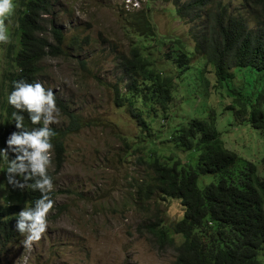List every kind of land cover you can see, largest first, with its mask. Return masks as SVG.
<instances>
[{
	"label": "rangeland",
	"instance_id": "rangeland-1",
	"mask_svg": "<svg viewBox=\"0 0 264 264\" xmlns=\"http://www.w3.org/2000/svg\"><path fill=\"white\" fill-rule=\"evenodd\" d=\"M52 2L53 16L47 19L62 29L64 42L62 54L41 63L39 81L62 102L56 101L60 116L49 127H69L66 110L78 117L81 127L66 135L65 161L58 172L52 155L49 172L54 174L53 191L59 193L47 218V231L31 250L23 247L25 237L20 235L0 255V264H175V246H161L148 226L161 220L181 244L183 239L173 234L172 227L182 219L183 206L179 200L158 195L150 200L140 198L141 185L150 179L148 167L140 160L146 159L145 132L126 107L116 105L115 96L123 87L121 58L129 55L139 39L150 34L152 56L162 61L176 38L193 50L191 24L177 17L171 0H138V8L134 6L137 0L131 4L127 0ZM216 2L231 13L247 16L242 0ZM250 21L253 27L255 22ZM16 26L11 17L6 47L13 42ZM47 29L53 42L49 25ZM193 64L192 73L179 83L169 124L215 115L225 148L253 161L263 175L261 133L250 125H238L234 111L226 109L233 101L229 90L250 91L260 84L259 73L248 76L245 70L235 69V78L220 86L211 67L206 68L201 59ZM168 66L158 64L163 71ZM207 73L214 75L211 85L206 84ZM167 121L157 126L159 132L169 126ZM6 166L1 161L0 204H5L6 196L19 202L22 193L8 184ZM258 260L264 264V252Z\"/></svg>",
	"mask_w": 264,
	"mask_h": 264
},
{
	"label": "trees",
	"instance_id": "trees-1",
	"mask_svg": "<svg viewBox=\"0 0 264 264\" xmlns=\"http://www.w3.org/2000/svg\"><path fill=\"white\" fill-rule=\"evenodd\" d=\"M171 1L177 17L191 24L193 50L176 38L160 61L152 56L151 35L139 39L129 55L121 58L123 87L115 96L116 105L126 107L145 132L146 159L140 160L148 167L150 179L141 185L140 198H171L179 200L184 209L182 219L172 227L173 234L183 239L181 244L161 220L151 223L149 231L161 246H175V264H262L258 255L264 252V157L260 175L253 161L225 148L213 114L204 120L169 122L182 77L192 73L193 62L201 59L206 68H212L220 86L235 78V69L245 70L248 76L259 73L260 84L250 91L229 90L233 101L226 109L234 111L238 125H250L264 140V0H242L247 16L231 13L216 0ZM13 2L12 18L17 23L13 42L7 47L0 44V149H6L9 136L18 131L12 119L17 110L7 101L14 82L39 81L41 63L62 54L64 42L62 29L47 19L53 16L52 0ZM250 18L255 22L253 27ZM48 25L53 42L47 36ZM161 63L169 68L159 69ZM207 77L206 84L211 85L213 77ZM65 112L69 127L51 128L56 172L65 161L66 135L81 127L75 114ZM19 114L24 116L27 130L43 126L42 122L32 124L27 112ZM163 120H168L169 126L159 132L157 126ZM9 156L14 158L11 152ZM49 175L54 178V174ZM58 193H50L54 201ZM40 196L39 191L26 189L19 202L13 196L4 198L5 204H0V255L21 235L16 229L18 214L26 206L34 207Z\"/></svg>",
	"mask_w": 264,
	"mask_h": 264
},
{
	"label": "clouds",
	"instance_id": "clouds-1",
	"mask_svg": "<svg viewBox=\"0 0 264 264\" xmlns=\"http://www.w3.org/2000/svg\"><path fill=\"white\" fill-rule=\"evenodd\" d=\"M127 3L131 4L132 0H127ZM134 6L139 7L138 0ZM15 7L13 0H0V44L10 42L9 24ZM7 101L17 110L12 113V119L18 129L9 136L7 148L0 149V160L7 164V182L13 189H30L41 193L34 207L26 206L21 210L16 224L17 231L25 237L21 244L26 250H31L47 231V218L55 204L50 196L54 181L49 175L54 151L51 139L55 133L49 125L58 122L61 110L57 106L55 93L39 81L14 82V90L8 95ZM21 112L28 113L32 124L42 122L43 126L27 130L24 116L19 114ZM10 152L14 158H10Z\"/></svg>",
	"mask_w": 264,
	"mask_h": 264
}]
</instances>
